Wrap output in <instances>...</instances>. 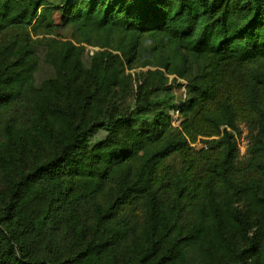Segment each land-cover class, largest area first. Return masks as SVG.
Returning a JSON list of instances; mask_svg holds the SVG:
<instances>
[{"label": "trees", "instance_id": "16d2710c", "mask_svg": "<svg viewBox=\"0 0 264 264\" xmlns=\"http://www.w3.org/2000/svg\"><path fill=\"white\" fill-rule=\"evenodd\" d=\"M0 264H264V0H0Z\"/></svg>", "mask_w": 264, "mask_h": 264}, {"label": "rangeland", "instance_id": "374dc122", "mask_svg": "<svg viewBox=\"0 0 264 264\" xmlns=\"http://www.w3.org/2000/svg\"><path fill=\"white\" fill-rule=\"evenodd\" d=\"M70 31H71L70 28H63V29L59 30V33H61L62 36L66 37V38H69L70 37ZM95 48L96 47L88 46L83 51V53H82V62H83V65L85 67H87L89 65V55L92 53V50L95 49ZM140 70L142 71L144 69L141 68V67L134 68V71H140ZM129 72H131V71H129ZM52 74H53L52 69L41 62L40 66H39V69L37 71V74H36V80H37V82H39V81L51 76ZM180 82L182 83V86L173 90V103L178 102L181 98L184 97V92H185L184 85H185V82L183 80L182 81L180 80ZM131 101H132L131 96H127L124 99L123 105H129L131 103ZM172 117H173L172 123L176 124V116L175 117L172 116ZM241 131H245L246 137L244 136V139L248 141V139H247L248 125L245 122L238 123L237 130H235V132L237 134L238 142H240V137H241L240 133H241ZM235 142H236V139H235ZM191 146H193V148H195V149H198V148L204 146V142H203V140H197L196 142L192 143ZM241 157H243V156H239L238 158H241Z\"/></svg>", "mask_w": 264, "mask_h": 264}, {"label": "built area", "instance_id": "2783aa9c", "mask_svg": "<svg viewBox=\"0 0 264 264\" xmlns=\"http://www.w3.org/2000/svg\"><path fill=\"white\" fill-rule=\"evenodd\" d=\"M233 136L234 139H236L238 156H244L248 145V141L244 139V136L246 137L245 131H241L240 133V142H238L237 134L235 131L233 132Z\"/></svg>", "mask_w": 264, "mask_h": 264}]
</instances>
